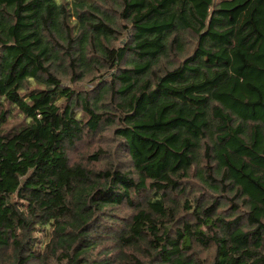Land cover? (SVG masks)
Segmentation results:
<instances>
[{"label": "trees", "instance_id": "1", "mask_svg": "<svg viewBox=\"0 0 264 264\" xmlns=\"http://www.w3.org/2000/svg\"><path fill=\"white\" fill-rule=\"evenodd\" d=\"M0 264H264V0H0Z\"/></svg>", "mask_w": 264, "mask_h": 264}]
</instances>
